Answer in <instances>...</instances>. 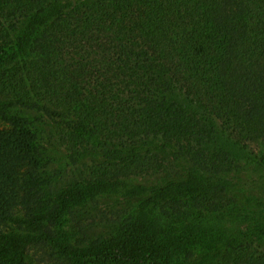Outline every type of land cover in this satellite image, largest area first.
Instances as JSON below:
<instances>
[{"label": "trees", "instance_id": "1", "mask_svg": "<svg viewBox=\"0 0 264 264\" xmlns=\"http://www.w3.org/2000/svg\"><path fill=\"white\" fill-rule=\"evenodd\" d=\"M0 96L38 114L0 133V264H264V0H0ZM98 199L114 234L48 230Z\"/></svg>", "mask_w": 264, "mask_h": 264}, {"label": "rangeland", "instance_id": "2", "mask_svg": "<svg viewBox=\"0 0 264 264\" xmlns=\"http://www.w3.org/2000/svg\"><path fill=\"white\" fill-rule=\"evenodd\" d=\"M11 104V100L0 96V133L13 128L11 117L14 115L31 117V119L38 116L35 112L11 107ZM43 128L49 132L48 127L44 126ZM253 148L258 150L257 146H253ZM48 154L47 157H42L43 166L50 169L46 175H60L62 172L60 176H53L54 179L51 184L43 192L53 194L74 183L80 172L71 169L60 171L59 153ZM258 173L260 172H256L254 175L256 176ZM247 175L252 177L251 173ZM251 193L255 196L264 197V181H261L259 187L253 189ZM132 209V205L119 203L115 199L93 200L80 206L71 207L58 221L47 228L53 235L69 241L72 245L85 246L97 238L114 234L119 225L131 214ZM13 213L19 217L26 215L24 208H16ZM9 230L16 231L14 229ZM27 254L33 264H70L65 257L60 255L57 248L49 243L41 242L33 245L27 250Z\"/></svg>", "mask_w": 264, "mask_h": 264}]
</instances>
